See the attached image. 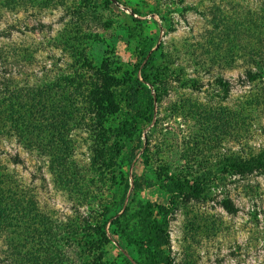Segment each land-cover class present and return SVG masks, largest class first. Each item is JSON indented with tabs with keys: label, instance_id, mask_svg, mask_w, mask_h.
Segmentation results:
<instances>
[{
	"label": "rangeland",
	"instance_id": "rangeland-1",
	"mask_svg": "<svg viewBox=\"0 0 264 264\" xmlns=\"http://www.w3.org/2000/svg\"><path fill=\"white\" fill-rule=\"evenodd\" d=\"M0 51V81H85L54 125L68 136L43 138L68 147L57 161L0 138V169L34 201L19 217L39 235L46 218L61 264H264V174L239 172L264 152V0H0ZM23 222L0 264H54Z\"/></svg>",
	"mask_w": 264,
	"mask_h": 264
},
{
	"label": "trees",
	"instance_id": "trees-1",
	"mask_svg": "<svg viewBox=\"0 0 264 264\" xmlns=\"http://www.w3.org/2000/svg\"><path fill=\"white\" fill-rule=\"evenodd\" d=\"M4 55L6 56V52L0 51V58H2ZM260 58H264L263 51L260 54ZM250 76V81H254L255 75ZM136 81L138 82V80ZM84 86L85 81L78 75V70L74 71L73 76L70 78L63 77L53 84H46L42 87H37L29 84H27L26 86L20 85V83H17L11 77L6 78L3 76L2 80L0 81V138H4L7 136L15 137L18 144H20L23 148H27L28 150L36 152L39 156L46 157L49 160V163H52V159L54 161H57L60 156H63L67 153L68 147L67 150L63 149V152L59 153V149L61 148V145L59 143L53 140V138L47 140L43 138L45 136L54 137V133L58 131L59 128H62L58 127V129H56L54 128V125L56 124L58 119H62L60 113L63 110L61 108V104L64 100L63 98L68 96H71V98L77 97L78 93L80 92V88L82 89L84 88ZM87 86L88 89L85 92H89V98H86L88 102L83 101V103L87 102L89 105H91L92 102L90 97L94 95L93 92H95L96 89L92 86L90 89L89 83H87ZM38 88L43 89L38 90ZM54 88H57V93H53L55 95L54 97H52L51 92ZM125 90L130 91L129 85L125 88ZM147 94L148 96H150V92L148 90ZM100 97H102V99H99V101L96 102V106L99 105V108L103 110V108L105 107L101 106L100 104L109 106V101L107 100V94L101 93ZM55 105L59 107L57 109L59 114L57 115L55 114V112L57 111ZM96 110L97 112H99V109ZM60 124L63 123L58 121L57 125ZM65 133V128H62L60 131L56 132L57 136L62 137L65 135ZM65 136H68V131L67 135ZM58 142L62 143V140H59ZM110 157L112 158V155ZM108 160L109 159L99 161V163H102V166H104L105 168H109L110 163L108 162ZM16 162H18L17 157L12 160V164L15 165L17 164ZM263 169L264 152L259 154L255 159H248L245 163V167H240L239 172L252 173L254 171H260L264 174ZM183 196L184 195L181 192L173 193L168 205L159 208L158 215L160 216L162 221L155 224V239L156 242L161 246L167 244V237L164 230L165 221L174 212L176 199L182 198ZM194 196L195 198H197L198 195ZM30 197L31 195L27 190H22V186L20 184L12 181L9 174L6 173L5 168L0 169V237H3V233L8 230L9 227H16V225L23 220L25 221L23 222V225L27 227L26 242L30 244V239H33V242H37L34 237L35 235L39 238H42L45 244L43 245V248H45L47 254L48 252L49 254H52L54 258V264H61V254L65 253L63 245L67 243H58L52 239L53 227L48 224L46 218H40L38 226L40 227L41 234L39 235L37 229L35 231L30 229L31 225L34 224V221L36 219L35 215H32V213H30L29 216H23L21 219L19 217L20 213L18 211L17 205H19V207L21 206V208L23 206L25 209H27L25 205L34 206V201ZM225 208L230 212L234 210L230 205H228V207L226 205ZM12 244L14 245V243ZM37 247L38 245H36V248ZM13 251L17 252V254H12L10 260L16 263L13 258L15 256H19V249L15 247ZM34 251L36 253V250ZM31 257L32 254L26 253V256L22 258L26 264H38V262L34 261V257ZM51 261L49 262V264H53V260ZM164 264L170 263L165 262Z\"/></svg>",
	"mask_w": 264,
	"mask_h": 264
}]
</instances>
